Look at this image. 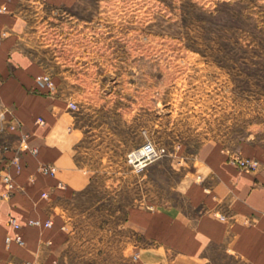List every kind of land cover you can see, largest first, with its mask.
<instances>
[{
	"label": "rangeland",
	"instance_id": "1",
	"mask_svg": "<svg viewBox=\"0 0 264 264\" xmlns=\"http://www.w3.org/2000/svg\"><path fill=\"white\" fill-rule=\"evenodd\" d=\"M20 12V49L76 103L77 159L92 175L68 202L67 264H132L130 244L146 242L129 212L185 207L211 145L264 149V0H26ZM147 141L166 154L139 171L127 157Z\"/></svg>",
	"mask_w": 264,
	"mask_h": 264
},
{
	"label": "crops",
	"instance_id": "2",
	"mask_svg": "<svg viewBox=\"0 0 264 264\" xmlns=\"http://www.w3.org/2000/svg\"><path fill=\"white\" fill-rule=\"evenodd\" d=\"M24 1L0 0V7L7 8L0 13V35L7 32L0 43L1 165L17 153L22 156L20 172L13 166L4 171L19 188L9 199L1 197L6 187L0 176V264H67L73 234L68 202L88 190L92 175L77 159L82 132L74 127L68 101L38 82L45 75L43 66L20 49ZM36 1L74 6L79 0ZM39 118L44 124L37 123ZM242 152L262 163L256 173L241 171L230 162L228 149L211 145L194 160L183 190L185 207L146 206L129 212L126 224L146 242L130 244L132 264H264V149L248 146ZM41 164L56 166V176L39 173ZM11 217L21 224L23 244L7 243L16 234L8 223Z\"/></svg>",
	"mask_w": 264,
	"mask_h": 264
},
{
	"label": "built area",
	"instance_id": "3",
	"mask_svg": "<svg viewBox=\"0 0 264 264\" xmlns=\"http://www.w3.org/2000/svg\"><path fill=\"white\" fill-rule=\"evenodd\" d=\"M7 8L6 7H0V13H6ZM7 37V32H3L0 35V43ZM38 82L46 86L50 92L55 93L57 91V86L54 83L52 77L48 75H44L39 78ZM70 109L75 110L77 108L76 103L71 102L70 103ZM5 119V114L2 110H0V123ZM38 124H44L43 118H39L37 120ZM10 128H12V125H9ZM1 128V125H0ZM27 136L22 138L21 143L23 147H26L27 144ZM31 152L34 155L38 154L37 148H32ZM166 154V150L164 148H157L151 141L145 142L140 148L134 150L131 152L128 157L127 161L130 165L134 166L136 170L142 171L147 166L151 165L152 163L158 161ZM21 154L17 153L16 157L9 163L6 164L5 167L1 165L0 161V176L2 177L4 183H5V192L2 194L3 199H9L11 198L18 190V186L15 184L12 176L10 173L6 172L5 170H9L12 166L16 168L18 172L21 171L22 165H21ZM230 162L237 165L239 169L243 172L248 173H256L262 166V163L256 159V158H250V157H244L242 155H238L236 153H231L229 157ZM38 172L46 175L54 177L56 176L58 169L56 166L52 164H41L38 167ZM31 180H34V177L31 178ZM59 187H64L62 183L59 184ZM48 193H44L43 197L48 198ZM9 225L12 226L16 234L14 236H10L7 238V243L10 244L11 242H17L18 244H23V240L21 235L19 234V231L21 230V224L14 218L11 217L8 221ZM30 225H38L39 222L37 221H30ZM52 222H47L46 226H51Z\"/></svg>",
	"mask_w": 264,
	"mask_h": 264
}]
</instances>
